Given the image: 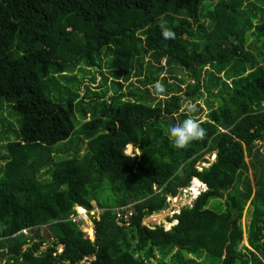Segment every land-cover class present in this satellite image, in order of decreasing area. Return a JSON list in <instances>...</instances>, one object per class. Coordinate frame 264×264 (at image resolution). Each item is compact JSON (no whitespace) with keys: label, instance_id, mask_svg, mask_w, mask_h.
<instances>
[{"label":"trees","instance_id":"obj_1","mask_svg":"<svg viewBox=\"0 0 264 264\" xmlns=\"http://www.w3.org/2000/svg\"><path fill=\"white\" fill-rule=\"evenodd\" d=\"M249 33L264 38V8L251 0H0L4 264H264V65ZM180 70L192 77L184 90ZM202 98L204 120L184 111ZM189 115L206 136L177 149L169 128ZM63 141L69 156L55 149ZM255 148L253 185L243 173ZM192 179L207 190L166 216L170 230L143 224ZM213 199L222 210L207 208ZM92 201L102 211L93 242L69 220Z\"/></svg>","mask_w":264,"mask_h":264},{"label":"rangeland","instance_id":"obj_2","mask_svg":"<svg viewBox=\"0 0 264 264\" xmlns=\"http://www.w3.org/2000/svg\"><path fill=\"white\" fill-rule=\"evenodd\" d=\"M213 1L215 0H209V3H212ZM252 3L254 2L257 6H260L262 8H264V6L258 2L257 0H251ZM206 1H204L200 7V13L202 16H206V20L208 21V16L207 14L209 13L208 11L210 10V8L208 6H206L204 3ZM205 19V17L203 18ZM247 48L248 50L252 53V55L254 56V60L256 62L257 65H264V38L262 40H259L256 36H254L252 33H249L248 34V42H247ZM261 53V54H260ZM149 59V57L147 56L146 57V60L144 62H146L147 60ZM162 65L164 64V61L162 60ZM169 77V75H168ZM176 77H177V80H175L177 83L179 84H182V89L184 90V86L187 85L189 82H191V75L187 72V71H184V70H180L177 74H176ZM99 78V77H98ZM111 80V79H110ZM133 81H135L136 79L132 78ZM98 81V79H97ZM112 81H110L111 83ZM119 82H123L121 80H119ZM91 87H94V88H97V84H91V83H88ZM128 83L125 82L124 83V86H126ZM85 85V84H84ZM84 85L81 87V95L84 93ZM199 107L200 108H197L196 110V116L198 118H200L201 120H204V114L206 113V106L204 104V98H202L199 102ZM202 109V110H200ZM4 116L8 119H10V115L7 113L4 114ZM77 117H79L77 115ZM13 118H16L15 116H13ZM14 125L16 127V130H18V124L17 122L14 121ZM7 125H3L1 126L0 125V131H3L5 129H7ZM10 137H11V134H8ZM70 141V140H69ZM69 141H63V142H59L55 145V149L59 150V155L61 156H69L70 154L73 153L72 149L70 148L71 145L68 146V150L67 151H63L65 149V145L68 144ZM261 142L262 144L260 145V148L263 149L264 148V142L262 141H258V143ZM130 147V144L127 145L126 147V151H130L132 150L131 153H128L129 155H134L133 153V146L131 148ZM87 149H86V143H82L81 144V149H80V154L81 155H84L86 153ZM264 151V150H263ZM257 152L261 153L259 151V149H254V154H253V157H247L245 160L248 164V168L246 169V171L243 173L244 176H247L249 177L251 183L253 185H255V181L256 179L258 178L259 176V173L258 171H254L252 168H251V165L252 163L254 164L255 163V159H257ZM264 155V153H261ZM216 155V152H213L212 153V156H209L208 154L205 155V157H210V159H214ZM3 164V161L0 160V165ZM44 178H46V176L43 174L41 179L43 180ZM195 184V179L193 180L192 179V183L186 187V188H190V193L189 191L186 189L185 191H181L179 194H178V198L174 199V202L173 204L169 201H167V198H166V202L170 204V207L157 213V214H154V215H162V219H159V218H156V219H152L153 215H151L150 217H147L143 220V224H149V223H156V224H160L162 223L164 229H167V230H170V228L175 225L177 223V221L174 219L172 222H168L166 220V216H170V217H173L174 214H178L180 209L183 207V206H189L191 207L192 206V203L195 199V197H191L190 195H192L193 191H192V186ZM199 185H201V188H200V191L198 192H195L196 194H200L201 191H205L207 190V186L202 183L201 181L199 182ZM204 185V186H203ZM205 187V188H204ZM253 196V195H252ZM92 206H93V209L91 212L87 213V216H85L86 220H84V223L81 224L80 223V228L82 229L84 235L86 234L85 238L89 239L90 241H95V238L96 236L94 235L93 233V229L92 227H94V222H93V219H99V216L101 215L102 211L97 209L96 207V202L95 201H92ZM207 208L211 209V210H216V211H220L223 209V206H222V200L220 199H213V200H210L208 205H207ZM76 211L78 213H83V215L85 214L84 212H87L85 209H81L80 207H75ZM253 208H252V205H251V199L248 200L247 202V205L246 207L244 208L243 210V216L241 218V225H242V230H243V244H247L246 243V239H247V226L250 222V215H251V212H252ZM29 229V230H28ZM27 230H26V233L32 235V227H29ZM91 230V234L92 235H89L88 231ZM89 236V238L87 237ZM58 250L60 251L61 250V247H58ZM0 264H4V260L0 259ZM155 264V263H154Z\"/></svg>","mask_w":264,"mask_h":264},{"label":"clouds","instance_id":"obj_3","mask_svg":"<svg viewBox=\"0 0 264 264\" xmlns=\"http://www.w3.org/2000/svg\"><path fill=\"white\" fill-rule=\"evenodd\" d=\"M161 29H162L161 35L165 40H174L176 38L175 32L172 31L171 29L167 28L164 24H161ZM153 89H154V92H153L154 95H160L166 91L165 85L160 81H156L154 83ZM183 109H184V111H186L188 113H194L197 110V106L195 103H193L191 101H186L183 105ZM205 136H206V130L203 127H201V124L198 120L192 118V116H190V115L187 118H185L184 120L172 125L169 128V138L172 141L174 147H176L177 149H184L191 142L196 141V140H201ZM129 148H131V147H129ZM128 152L131 153L132 150H130ZM137 155H140L139 149L136 150V153L134 156H132V158H134ZM200 188H201V185H199V184L197 186V190L194 191L192 188L193 193L200 191ZM205 191H201L200 194H202ZM200 194H195L194 200H196ZM75 207H80V206H75ZM25 229H28V228H25ZM29 235L30 234H28L27 236H29ZM246 242H247V239H246ZM247 244H248V242H247ZM247 244H243V245H247ZM58 245H60L61 248L63 249V246L61 244H58ZM57 248H58V246H57Z\"/></svg>","mask_w":264,"mask_h":264},{"label":"built area","instance_id":"obj_4","mask_svg":"<svg viewBox=\"0 0 264 264\" xmlns=\"http://www.w3.org/2000/svg\"><path fill=\"white\" fill-rule=\"evenodd\" d=\"M259 144H262L261 142H259ZM125 152L126 153H129L128 152V150L126 151L125 150ZM213 157V156H212ZM204 186V185H203ZM205 188V187H204ZM188 190L189 191V193H190V188H185V189H181V191H185V190ZM195 194L196 193H193L192 195H190L191 197H194L195 196ZM176 198H178V195H176V196H168L167 197V201H169V202H171L172 204H173V202H174V199H176ZM169 207H170V204H169ZM86 210V209H85ZM87 211V210H86ZM75 215H70V217H69V220H71L74 224H76V225H79L80 226V223L81 224H83L84 223V220H86V218H85V216H87V213H89V212H84L85 214L83 215V213H78L77 211H76V209H75ZM93 228V233H94V235H95V229H94V227H92ZM26 230L27 229H23L21 232H23V233H25L26 235H28L27 233H26ZM29 230V229H28ZM85 236H86V234H85ZM88 238H89V236H87ZM93 242V241H92ZM58 247H61L60 245H58ZM61 251H62V248H61V250L59 251L58 250V248H57V253H61Z\"/></svg>","mask_w":264,"mask_h":264},{"label":"bare ground","instance_id":"obj_5","mask_svg":"<svg viewBox=\"0 0 264 264\" xmlns=\"http://www.w3.org/2000/svg\"><path fill=\"white\" fill-rule=\"evenodd\" d=\"M199 182H200L199 180H196V179H195V184L192 186V188H193L194 191L197 190V186H198ZM80 208H81V207H80ZM81 209H82V208H81ZM156 218L162 219V215H154V216L152 217V219H156ZM92 229H93V228H92ZM88 232H89L88 234H90V235L93 234V233L91 234V230H89Z\"/></svg>","mask_w":264,"mask_h":264},{"label":"water","instance_id":"obj_6","mask_svg":"<svg viewBox=\"0 0 264 264\" xmlns=\"http://www.w3.org/2000/svg\"><path fill=\"white\" fill-rule=\"evenodd\" d=\"M130 147H132V145L130 144ZM154 216V215H153Z\"/></svg>","mask_w":264,"mask_h":264},{"label":"crops","instance_id":"obj_7","mask_svg":"<svg viewBox=\"0 0 264 264\" xmlns=\"http://www.w3.org/2000/svg\"><path fill=\"white\" fill-rule=\"evenodd\" d=\"M90 235V234H89ZM247 243V242H246ZM248 245V244H247Z\"/></svg>","mask_w":264,"mask_h":264}]
</instances>
